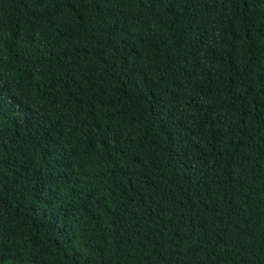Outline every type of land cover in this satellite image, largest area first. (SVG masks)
I'll return each mask as SVG.
<instances>
[{"label":"trees","instance_id":"obj_1","mask_svg":"<svg viewBox=\"0 0 264 264\" xmlns=\"http://www.w3.org/2000/svg\"><path fill=\"white\" fill-rule=\"evenodd\" d=\"M0 264H264V0H0Z\"/></svg>","mask_w":264,"mask_h":264}]
</instances>
